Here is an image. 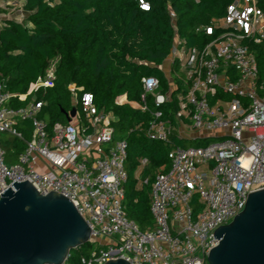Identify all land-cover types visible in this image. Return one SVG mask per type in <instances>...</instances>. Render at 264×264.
<instances>
[{
  "label": "built area",
  "instance_id": "obj_1",
  "mask_svg": "<svg viewBox=\"0 0 264 264\" xmlns=\"http://www.w3.org/2000/svg\"><path fill=\"white\" fill-rule=\"evenodd\" d=\"M139 2L149 9L147 1ZM1 7L0 27L6 19ZM200 30L212 37L202 46L175 36L162 65L169 87L163 90L156 76H144L142 101L131 103L150 114L147 138L171 145L168 167L158 170L151 183L154 224L148 230L125 207L127 140L117 135L112 113L97 108L92 92L70 84L79 104L76 115L49 127L38 116L44 101L36 92L53 85L55 61L25 94L0 85V134L26 143L12 163L0 144V181L10 186L14 180H27L43 195L67 197L91 229L95 248L83 258L86 264L118 258L130 264H208L209 251L218 243L215 230L244 209L249 193L264 189L263 84L251 47L264 41V12L258 0H233L222 17ZM29 94L35 98L25 107L9 104ZM126 101L125 95L117 98L118 103ZM24 120L31 121L29 139L17 127ZM174 137L208 142L182 146ZM148 165V157L139 158L138 187L150 181ZM4 192L0 182V195Z\"/></svg>",
  "mask_w": 264,
  "mask_h": 264
},
{
  "label": "trees",
  "instance_id": "obj_2",
  "mask_svg": "<svg viewBox=\"0 0 264 264\" xmlns=\"http://www.w3.org/2000/svg\"><path fill=\"white\" fill-rule=\"evenodd\" d=\"M145 1L149 9L142 8L139 0H25L28 16L22 21L6 18L0 27V85L6 91L25 94L30 84L56 62L53 85L36 92L37 99L44 101L38 116L49 127L68 122L66 114L74 106L79 108L70 84L92 92L97 108L112 113L117 135L127 140L125 207L142 230L153 227L151 183L158 170L168 167L171 145L147 138L150 114L131 102L142 101L144 76H156L166 90L169 76L162 65L175 36L180 35L192 46L204 45L212 37L204 30L197 32V28L222 17L233 0ZM258 5L264 12V0H258ZM251 47L264 96V41ZM121 95L127 97L126 102H117ZM32 96H17L9 104L25 107ZM147 101L152 105L150 96ZM170 107L173 119L175 100ZM17 127L25 139L30 138V120L20 121ZM207 142L174 137V143L182 146ZM0 144L6 149L8 163L16 161L26 146L23 139L8 133L0 134ZM142 156L149 159L146 175L150 181L138 187L136 170ZM94 248L89 241L71 249L66 264H86L83 258H89Z\"/></svg>",
  "mask_w": 264,
  "mask_h": 264
},
{
  "label": "water",
  "instance_id": "obj_3",
  "mask_svg": "<svg viewBox=\"0 0 264 264\" xmlns=\"http://www.w3.org/2000/svg\"><path fill=\"white\" fill-rule=\"evenodd\" d=\"M76 112L74 106L68 121ZM0 182V264H61L71 249L90 241V227L67 197L43 195L27 180ZM214 238L208 264H264V189L249 193L244 209ZM104 264L130 263L118 258Z\"/></svg>",
  "mask_w": 264,
  "mask_h": 264
},
{
  "label": "crops",
  "instance_id": "obj_4",
  "mask_svg": "<svg viewBox=\"0 0 264 264\" xmlns=\"http://www.w3.org/2000/svg\"><path fill=\"white\" fill-rule=\"evenodd\" d=\"M24 3L25 0H0L1 10L6 18L23 19L28 16V11L23 7Z\"/></svg>",
  "mask_w": 264,
  "mask_h": 264
},
{
  "label": "rangeland",
  "instance_id": "obj_5",
  "mask_svg": "<svg viewBox=\"0 0 264 264\" xmlns=\"http://www.w3.org/2000/svg\"><path fill=\"white\" fill-rule=\"evenodd\" d=\"M18 9H19V7H18ZM166 66H165V69H168V63L166 62V64H165ZM212 140V139H211Z\"/></svg>",
  "mask_w": 264,
  "mask_h": 264
}]
</instances>
